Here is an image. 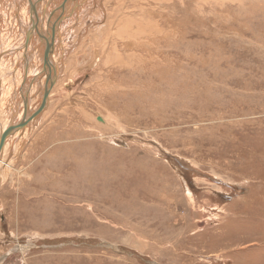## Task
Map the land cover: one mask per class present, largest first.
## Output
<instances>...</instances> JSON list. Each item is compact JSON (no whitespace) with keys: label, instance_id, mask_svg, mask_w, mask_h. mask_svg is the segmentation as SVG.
Here are the masks:
<instances>
[{"label":"rangeland","instance_id":"374dc122","mask_svg":"<svg viewBox=\"0 0 264 264\" xmlns=\"http://www.w3.org/2000/svg\"><path fill=\"white\" fill-rule=\"evenodd\" d=\"M43 2L42 18L71 12L49 32L50 69L35 59L40 87L2 147L12 168L0 185V264H264V0ZM83 5L85 20L66 22ZM102 9L158 35L128 52L137 63L108 66L114 52L86 39ZM37 26L34 48L47 32ZM10 52L2 132L30 81H15L23 52Z\"/></svg>","mask_w":264,"mask_h":264},{"label":"bare ground","instance_id":"6f19581e","mask_svg":"<svg viewBox=\"0 0 264 264\" xmlns=\"http://www.w3.org/2000/svg\"><path fill=\"white\" fill-rule=\"evenodd\" d=\"M5 1L7 2L6 4V7H5V11L3 9L4 7V3ZM44 0H23V4L21 5V2L22 0H0V16H2L3 12H4V15H5V18L3 19L7 24H9L11 26V30L9 31L12 35V42H8L9 40L7 39V35H4V33H6V30L4 27L3 29V26L5 25H2V21L0 19V61H1V64H5V61H3V53H4V50H7L9 49V51H12L10 52L9 56H5L4 58L5 59H10V61H13L11 59H13V55L15 54H19L20 52H23V55H22V58L21 56L19 57L17 55V57L14 59L12 65L16 66V68L14 69V74H15V81L17 82H23L25 81L26 78H30V81L26 84L23 85V87L19 88L18 90V94H17V97L15 98V105L13 106L14 107V111H13V119L11 121V124H10V128H12V132L10 134V136L5 140L4 144H6L8 141H9V145H10V149H11V142L13 140V136H15L16 132H18L20 130V126H19V122L21 121V106H22V102L21 100H23V98L26 97L27 93L30 94L29 92L33 89V87H35L37 89L38 85L40 87V80L39 77H40V74L39 73H36L35 72H39L40 68H37L35 69L34 68V61L35 59L38 57V56H42L46 51L42 52V44H47L49 45L48 48L47 46L46 49L44 50H48L46 52V54H48V65L46 66L48 69H50L49 65L52 61V58L54 57L52 55V50H51V46L50 44L48 43V39H49V36L50 34L52 33V29L54 28V23H55V20H58V19H62L66 16L69 15V13L71 11H68L66 12L64 15L62 16H58L54 19H46V18H42L41 17V3H44L43 2ZM47 1V0H45ZM155 1H158V0H145V3H152V2H155ZM239 1V0H238ZM242 1V0H241ZM254 1V0H253ZM29 2V3H28ZM76 2L77 0H68V4H72L73 6L76 5ZM102 2V1H101ZM139 3V1H137ZM105 3V2H104ZM110 3V2H109ZM106 4V3H105ZM21 5V6H20ZM29 5V10L31 7L34 8V14H35V17L33 18L34 19V23H36V26L39 29L38 31V34L40 32H46V28H47V32L45 35L41 36L40 40L37 42V44L35 45V48L34 47H31L33 44H32V36L30 38L29 34L27 32H29L30 28H31V25L29 23V19L30 17L27 16V14H31V12L29 10H27V7ZM86 5V4H85ZM85 5H83L78 11V18L76 17V10H74L70 16L66 19V22H72V20H75L77 19L78 21H81L83 22L85 20L84 17H82L83 15H86L87 10L88 9H85ZM241 5V4H240ZM104 6V5H103ZM101 6V7H103ZM121 6V5H120ZM100 7V6H99ZM113 7V6H112ZM122 7V6H121ZM105 8V6H104ZM103 8V9H104ZM115 8V7H114ZM119 8V7H118ZM138 8V7H137ZM210 8V7H209ZM67 9H69V5L67 6ZM97 9V8H96ZM102 9L103 11V16L99 15V16H95L96 19H103V21L100 23L98 22V25L97 27H99L98 29V32L97 34L91 36H87L86 39L90 40L91 43H95L97 41L99 42H102L103 46L106 47V48H109V50L111 52H114V58L113 59H110L106 62V65H114V66H119V68L121 66H126L128 65L129 62H131L134 58H131L130 57L132 55H129L128 52H131L132 54V51L131 50H134V49H137V48H142L144 46V44H148V45H151L150 43L152 41H155L157 38L156 36V33L154 30H148L147 29V26H144V24L142 23L141 25H139L140 22H137V20H134V19H131V17H129L130 13L128 15L124 14L123 12H116L115 14H106L105 15V12L104 10ZM142 9V8H141ZM25 10H26V13L25 14ZM122 10V9H121ZM107 11V10H106ZM109 11V9H108ZM107 11V12H108ZM132 11V10H131ZM136 11V10H135ZM146 11V10H145ZM130 12V11H129ZM143 12V11H141ZM18 13H19V16H18ZM144 13H147L144 12ZM134 14V13H133ZM152 15V14H151ZM144 16V15H143ZM20 18V19H18ZM139 18V17H138ZM54 20V21H52ZM149 20V19H148ZM52 21V22H51ZM11 22L13 23H16L15 26H13L11 24ZM50 22V23H49ZM181 22V21H180ZM49 23V25H48ZM128 24V25H127ZM129 24H133V27L131 28L129 26ZM8 25V26H9ZM121 25H122V28H121ZM127 25V26H126ZM6 26V25H5ZM48 26V27H47ZM132 26V25H131ZM51 27V28H50ZM136 27V30H132L133 28ZM15 28V29H13ZM154 28V27H153ZM114 29V30H113ZM36 31V29H35ZM35 31H33V37H35ZM149 31V32H148ZM157 32H161L159 29L156 30ZM50 32V34H49ZM176 32V31H175ZM164 33V32H163ZM28 34V35H27ZM161 34V33H160ZM10 35V34H9ZM24 36H25V42L23 45L25 46V44H28V40H29V46L27 47V51H24V46H22L20 48V43L23 42L24 40ZM36 38V37H35ZM31 39V41H30ZM8 40V41H7ZM123 40H125L124 42H122ZM151 41V42H150ZM8 43V44H7ZM108 44V45H106ZM154 44V43H153ZM101 45V46H102ZM42 46V47H41ZM146 46V45H145ZM144 46V47H145ZM155 47V46H154ZM14 48H17V50L15 52H13V49ZM152 48V47H151ZM41 49V51H40ZM146 49V48H145ZM150 49V48H149ZM142 50V49H141ZM40 51V53L42 52V54H37L38 52ZM142 52V51H141ZM137 53V52H136ZM144 53V52H142ZM37 54V55H36ZM113 54V53H112ZM147 54V53H146ZM26 55V56H25ZM141 55V53H140ZM67 56V55H66ZM76 56V55H74ZM147 56V55H146ZM145 56V57H146ZM141 57H143L141 55ZM149 57V56H148ZM153 57V56H152ZM21 58V59H20ZM136 58V56H135ZM147 58V57H146ZM145 58V59H146ZM151 58V57H150ZM154 58V57H153ZM72 60L74 58H71ZM96 59V57H95ZM141 59V58H139ZM64 58H62V62H63ZM143 60V59H142ZM149 60V58H148ZM147 60V61H148ZM150 60H153V59H150ZM149 60V61H150ZM156 60V59H155ZM99 61V60H98ZM135 61V60H134ZM132 61V62H134ZM158 61V60H157ZM9 62V61H8ZM44 62V58L42 60V63ZM61 62V63H62ZM136 62V61H135ZM159 62V61H158ZM10 63V62H9ZM137 63V62H136ZM146 63V62H145ZM7 64V63H6ZM39 64V63H38ZM44 64V63H43ZM63 64V63H62ZM130 64V63H129ZM155 64V63H154ZM143 65V63H142ZM68 66V65H67ZM147 66V64H146ZM157 66V65H155ZM2 67V65H0V68ZM5 67V66H4ZM129 67V66H128ZM22 68V70H21ZM133 68V67H132ZM151 68V67H150ZM155 69V68H154ZM28 70L30 71V74H28ZM60 70H61V66H60ZM142 70V69H141ZM64 72H67L69 71V67L68 68H65L64 70H62ZM47 72V71H46ZM55 72V71H53ZM53 72H50L48 71L49 73V79H47L46 82H52L54 79H52L51 81V78H53V75L54 73ZM100 73V72H99ZM149 73V72H148ZM18 74V75H17ZM154 74V73H153ZM35 78V79H34ZM104 78V77H103ZM17 79V80H16ZM44 79V78H43ZM42 79V80H43ZM99 79V78H98ZM19 80V81H18ZM45 80V79H44ZM108 80V79H107ZM105 81V80H104ZM20 82V83H21ZM107 82V81H106ZM1 84H2V78H0V95H1ZM49 84V83H48ZM47 84V85H48ZM108 84H109V81L107 82V84L105 83V85H107L106 87H108ZM140 84V82H139ZM143 84V83H142ZM114 85V84H113ZM156 86V85H155ZM50 87V86H49ZM117 87V86H116ZM157 87V86H156ZM45 88V87H44ZM111 88V87H110ZM115 88V87H114ZM132 88V87H131ZM139 88V87H138ZM197 89V88H196ZM106 90V89H105ZM227 90V89H226ZM157 92V91H156ZM160 92V91H159ZM161 93V92H160ZM31 95V94H30ZM37 95V94H36ZM158 96V95H157ZM34 97V96H33ZM29 98V97H28ZM36 98V97H35ZM38 99V97H37ZM147 99V98H146ZM39 100V99H38ZM33 101V99H32ZM207 105V104H205ZM223 108V107H222ZM13 110V109H12ZM223 110V109H222ZM213 113V111H212ZM28 115V113H27ZM24 117V116H23ZM214 118V117H213ZM1 120V119H0ZM31 122V121H30ZM3 125V122L0 123V135H2V128L1 126ZM17 127L16 130H14L15 128ZM19 127V128H18ZM31 127V125H30ZM27 128V126H26ZM26 128L23 129V131L25 130L26 131ZM21 129H22V124H21ZM25 133V132H24ZM14 142V141H13ZM8 148V147H7ZM4 149V148H2ZM2 149H1V152H0V185L2 184L3 182V177H4V171L6 169H11V165L7 162V156L8 154L5 155V153L3 154L2 152Z\"/></svg>","mask_w":264,"mask_h":264},{"label":"water","instance_id":"95a60500","mask_svg":"<svg viewBox=\"0 0 264 264\" xmlns=\"http://www.w3.org/2000/svg\"><path fill=\"white\" fill-rule=\"evenodd\" d=\"M30 12L32 13V14H30L31 16H33L34 15V8L32 7L31 9H30ZM35 29H36V23H33L32 25H31V28L29 29L30 31L29 32H27L28 34H29V36H30V38H31V30H34L35 31ZM27 34V35H28ZM27 41V40H26ZM29 41V40H28ZM30 41H31V39H30ZM27 43V42H26ZM29 46V44H25V46H24V51L27 49V47ZM47 48H48V46H47ZM44 55V67H43V72H44V70H45V67L48 65V54H46V52L43 54ZM26 56V55H25ZM50 84V83H49ZM48 91V89H47V87H45V89H44V95H43V100H45V97H46V92ZM42 100V99H41ZM24 105L26 106V102L24 103ZM40 109L37 111V113L42 109V108H44V106H43V104L39 107ZM36 114V113H35ZM35 114H32L31 115V118L32 117H34V115ZM97 121H99V122H101V119L100 118H97ZM17 129V127L14 129V130H16ZM13 130H12V128H7V129H5L4 130V132H2L1 134L2 135H0V152H1V149H2V147H3V145H4V142H5V140L10 136V134H11V132H12Z\"/></svg>","mask_w":264,"mask_h":264},{"label":"crops","instance_id":"0c3cea01","mask_svg":"<svg viewBox=\"0 0 264 264\" xmlns=\"http://www.w3.org/2000/svg\"><path fill=\"white\" fill-rule=\"evenodd\" d=\"M6 4H7V2L5 1V3H4V7H3L4 11H5ZM28 9H29V5H28ZM28 9H27V10H28ZM25 14H27V13H25ZM27 16L31 18V15H30V14H27ZM1 17H3V19L5 18L4 12H3V14H2ZM29 20H30V19H29ZM3 29H4V26H3ZM21 47H22V46H21ZM21 47H20V48H21Z\"/></svg>","mask_w":264,"mask_h":264}]
</instances>
